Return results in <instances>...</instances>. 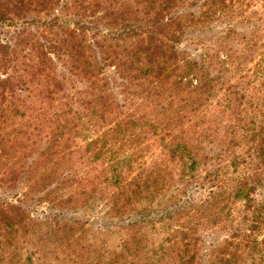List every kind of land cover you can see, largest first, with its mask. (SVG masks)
Listing matches in <instances>:
<instances>
[{
    "label": "trees",
    "instance_id": "obj_1",
    "mask_svg": "<svg viewBox=\"0 0 264 264\" xmlns=\"http://www.w3.org/2000/svg\"><path fill=\"white\" fill-rule=\"evenodd\" d=\"M75 1L86 17L41 44L44 60L30 64L19 92L9 87L17 77L8 67L10 45H0L10 72L0 79V264H236L237 246L264 264V35L248 36L262 47L256 54L242 44L249 42L244 32L225 33L221 44L243 40L240 54L226 55L240 58L226 79L203 70L208 53L188 59L189 44L182 47L219 45L203 37V25H227L229 9L256 7L257 16L264 0H193L188 7L200 8L198 17L178 10L186 0ZM56 2L0 0V26L29 10L48 13ZM56 21L45 25L61 27ZM100 23L108 39L159 38L109 55L98 44ZM21 91L36 101L27 103ZM78 153L92 167L79 181L70 164ZM86 182L89 190L74 189ZM47 196L39 220L31 218L27 200ZM101 207L95 222L73 214ZM89 222L110 243L75 235ZM217 227L227 235L223 249Z\"/></svg>",
    "mask_w": 264,
    "mask_h": 264
},
{
    "label": "rangeland",
    "instance_id": "obj_2",
    "mask_svg": "<svg viewBox=\"0 0 264 264\" xmlns=\"http://www.w3.org/2000/svg\"><path fill=\"white\" fill-rule=\"evenodd\" d=\"M56 1L57 2L54 4L53 9L50 10L48 13L47 12H37L36 10H29L25 13L20 14V16H13L12 17L13 20L11 21L12 23H9L8 25L5 24V25L0 26V45H10L9 51H8V59H9L8 67L10 71H12L13 74H15V76H17L16 79L14 80V83L10 84L9 87L14 88L18 92L20 91L21 88L25 87L24 84L22 86V81H27L30 78V74H31L30 64L37 63L39 65L40 63L43 62L42 60H44L43 53L46 51L45 49L46 47H43L41 44L46 43L47 39L49 38H55L56 36L58 37L65 36L67 31L69 29H73L75 27V23L84 19V17H86L85 15L88 13L86 12L84 14V8H81L78 5H76L75 0H56ZM193 2H194L193 0H186L182 4V7L178 8V10L182 9L180 12L184 11L185 13H188V14L192 13L194 14L195 17H198L200 15V11L202 10L195 6H193L192 8L191 6L188 7V4H191ZM227 3H228V0H226V4ZM65 4H67L66 7H65ZM256 9H257L256 7L245 8V9H242V11L239 9H236L233 13L229 9L227 11V19H228L227 22L229 23V26H227L228 23L227 25L225 24L226 22L223 24H220L217 21L206 22L203 25V34H204L203 37H205L207 41H212V37H214V41H216V39L219 38L218 42H220V44L217 45V44H211L210 42H207V46H209V48L204 50L201 45H197L194 43L192 44L189 41H185V42L183 41L182 47L186 44H189V47H186V49L184 50L187 53L186 57L189 59L190 57H195V56L197 57L201 53H208L209 58L206 59V64H205V67H203V70L204 68H206L205 72L207 73L210 72L209 77H213V76L216 77V75H219V76L222 75L224 79H226V77L228 76L236 75V72H237L236 67L237 65H239L238 62H240L239 61L240 58L237 59L236 61H229L228 59H225L226 55H229L232 53L233 56H236L237 54H240V51L238 50L242 48L241 47L242 44L244 45V47L245 46L249 47L248 48L250 49L249 53L259 54L262 52V47L254 45L251 42V39L248 38V36L250 37V35H252L253 33L254 34L256 33V35H264V12L258 11L257 16H255L253 15V13L254 11H256ZM248 17H250V21H252V23H246V18ZM56 18H57L56 22L61 27L54 26V27L48 28L45 25L46 21H52L53 19H56ZM258 19H260V21L257 22ZM23 21H27V22H23ZM160 22H162L163 24L166 22H169L165 13H164L163 21L161 20ZM242 24L245 27H243ZM100 25L103 29L98 35L100 37V38L98 37V41H99L98 44L103 46V48H105V51L109 55H113V56H115L116 53H118L119 51L123 50V48H129V47H135V46H147L149 43H152V41H154V38L155 39L157 37L159 38L158 34L146 32V33H141L139 36L116 41V40L102 37V36L108 37L106 35V31H104L107 28L105 27V23H100ZM200 27L201 26L197 24V26L193 28L197 29ZM209 27H212V30H210ZM192 29H189V31L191 32ZM227 30H229V32ZM233 30L237 33L244 32L242 34L244 35L246 40H249V42L247 43L245 42L246 45L244 43L241 44L240 42H243V40L241 38H238V40L237 39L234 40L235 38L234 36L230 42H227V44L226 43L221 44V42H225L223 40L224 35L228 33L231 34ZM90 34H92V32L85 33L84 38H85L86 45L91 44V42L93 41V39L90 37ZM195 34H197V31L193 33V35ZM150 35H153V38L150 37ZM185 37L186 35L184 36V38ZM189 37L191 36L189 35ZM77 38L78 40L83 39L81 34ZM263 40L264 39L262 38L261 41ZM168 45L171 46V43L169 42ZM223 47H227V48L232 47L233 50L231 52V50L228 51L227 48H223ZM168 49H170V47ZM182 50L183 48H179V51H182ZM223 60H225L224 61L225 69L223 72L219 74L218 69L221 68L222 66L221 62ZM170 63H171V60H170ZM246 63L247 65L251 64L249 62H246ZM182 71L183 72L181 73H184V70ZM9 74H10L9 70L3 67L2 65L1 54H0V79H4L5 77L9 76ZM195 74H197V79L201 77L197 72ZM188 79L192 80L191 81L192 84L196 83L195 77H192V75L188 76ZM233 79L234 78H231L229 80L233 81ZM74 80L75 79H73L69 85L72 86V84H74ZM169 81L171 80L169 79ZM170 84L171 83H169L168 85ZM75 87H77L78 89L80 86L75 84ZM170 93L171 92H167L165 95L167 96ZM19 95L21 98H24L27 103L31 101L33 102L36 101L30 98L28 96V93L25 91H21ZM9 114H11V112H9ZM81 157H82V153L73 154L71 156L70 164L73 165L74 177L75 179H78L77 181H79V178L84 177L85 170L92 171L91 164H89L88 161H86V164L82 163L81 160L79 159ZM67 166L68 165L66 163L63 164V168H66ZM61 169L62 168H60L59 171H61ZM71 180H72V176L70 177L69 182L65 184L64 188H66L68 185L71 184ZM27 185L28 183H25V189H28ZM81 186H84L85 189L87 190H89L91 187V185L87 182H86V185L81 184L79 187H77V183H76V185L74 186V189L75 188L80 189ZM63 189L59 190L57 193L55 192L57 197H63V194H64ZM30 190L31 192H35L34 198L42 197V195L36 192L34 188L32 189L30 188ZM17 191L20 192L21 190L18 189ZM55 193H53L52 195H54ZM31 195H34V193H32ZM50 197L52 196H47L48 199L46 198L45 200H41L40 202L33 201V198H31V200L29 199L27 200L26 204L27 205L31 204L30 207L33 206L34 208L33 213L30 214L31 218L37 219L41 217L42 215L41 213L48 206L47 201L48 200L50 201ZM102 209L103 207L99 208L96 212H91L88 210L84 211V209H82L73 214L74 216H77V217L84 216L87 218H91L95 222L102 218V214H103ZM94 222L92 225H91L92 222L91 223L89 222L87 224L82 223L83 224L81 228L82 230L78 226L75 229V235L77 236L81 235L82 238H84V241H87V243H90L91 241H93L94 243H98L103 246L106 245L107 243H110V239L112 240L113 237H111L108 233L100 234L98 231H96V225H94ZM208 231H212V230L208 229ZM212 232H214V237L217 238L220 244L219 246L223 249L224 248L223 246L225 243L223 242V240H225L227 236L225 231H218V227H217V230L212 231ZM123 233L124 231L120 232L118 234L119 236L117 237H120ZM203 234H206V232ZM238 243L239 245L241 244L240 242ZM226 251L229 252L228 249L225 250L224 252L226 253ZM235 255H236V259H235L236 264H258L259 263L258 261L259 259L255 258V260L253 261L252 259L248 258V256H245L242 253L240 246L236 247Z\"/></svg>",
    "mask_w": 264,
    "mask_h": 264
}]
</instances>
